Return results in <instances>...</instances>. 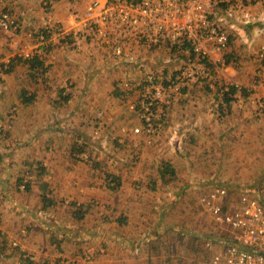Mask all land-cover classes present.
I'll list each match as a JSON object with an SVG mask.
<instances>
[{
	"label": "rangeland",
	"instance_id": "1",
	"mask_svg": "<svg viewBox=\"0 0 264 264\" xmlns=\"http://www.w3.org/2000/svg\"><path fill=\"white\" fill-rule=\"evenodd\" d=\"M11 1L8 5L12 6L0 7V15L8 16L6 25L0 23V33H9L5 34L9 37L20 34L23 30L24 33H29L30 39H36L39 29L44 26L38 28L36 23L26 22L23 23L24 29L19 28L21 23L17 22L15 12H24V6L29 5L22 4L24 0ZM76 1L84 5L82 18L74 17L79 22L76 26L78 28H70L65 33L53 22L47 32L53 37L58 34L56 30L65 33L60 34V37L70 35L74 50H79L83 44L91 45L92 53L97 52L99 58L108 66L121 71L120 78L107 80L105 84L103 82V86L107 88L104 100L111 104L112 111L117 107L124 110L126 118L118 125L116 112L111 115L112 111H99L96 115L101 123H91L87 131L91 139L100 140V148L109 155L121 150L120 133L125 134L126 141H130L125 145L127 148L135 143L133 135L139 137L133 152L138 149L140 154L145 152L152 159L151 167L146 169L137 188L141 198L145 199V206L149 207L145 208L147 213L139 221L133 213L136 210L129 206V202H117L121 196L119 191H105L101 205L94 202L77 204L72 201L66 204L53 203L52 197H46L44 192V196L40 195L42 206H54L48 209V214H42L40 218L54 222L53 226H72L75 230L84 231L86 235L80 234V238H74L53 226L51 229L38 227L33 230L26 221H22L19 235L13 233L9 236L7 231L1 229L0 216V244L5 242L7 248L21 250L17 240L21 241L22 237L26 241L30 240L28 247L22 249L25 253H31L32 258L31 254L22 255L23 251L19 254L29 257L35 264H183V261L206 264L212 251L206 248L205 241L224 244L228 242V238L225 225H216L200 208L203 195L210 188L221 186L226 188L231 201L245 193L264 203V93L254 98L259 105L248 99L247 107L250 111L241 112L245 107L242 98L247 97L245 94L251 91L248 89H255L251 85L264 83V31L259 33V57L253 61L254 64L250 61L245 68L247 56L228 51L234 36L215 12L235 10L240 21L248 22L252 18L248 7L258 4L260 20L264 21V0H239V3L237 0H218L212 13L208 12L207 20L211 26L207 27L203 38L198 31L201 47L208 49L213 45L215 36L213 39L208 38L212 27L223 31L227 38L226 47L220 54L224 64L199 59L188 42L171 40L174 38L169 37V27L163 32H153L151 38L147 37L149 41H140L133 51V59L126 60L114 52L113 39L100 42L99 34L95 31L102 27L101 19L90 18L100 12L101 5L107 0ZM93 1L97 3L93 9L95 14L89 11ZM39 2L42 12L52 18L53 1ZM111 16L116 18L114 13ZM141 17L148 18L142 14ZM151 18L155 22L166 19L162 15L153 14ZM179 18L182 17H176ZM126 25H129L128 19ZM44 34L41 32L42 36L39 37L46 40ZM21 55L24 56V53ZM143 55L146 56V62ZM252 55L254 54L250 56ZM231 61H234V65L230 64ZM8 62L9 60L3 61L0 57V72L8 67ZM230 66L234 67L235 72ZM148 74L152 76L151 81L147 80ZM233 77H237L234 79L236 82ZM243 78L247 80L243 81ZM96 84L101 86L102 82L95 81ZM230 86L238 89L229 95V103H225L223 93L229 91ZM156 87L163 88L164 91L157 94L154 89ZM11 90V97H2L0 92V139H7V134L12 131L9 117L2 114L3 109L15 102L13 89ZM239 100H242L241 107H237L241 103ZM177 105L212 107L213 111H207L208 115L213 114L209 118L211 126L205 128L189 125L179 133L180 139L174 145L179 153H175L174 148L163 152L159 144L153 143L161 139L162 130H165L168 117L165 109ZM100 106L104 109L108 107L107 103H101ZM105 119L107 121L102 122ZM146 119L150 123L148 132L144 130ZM135 128L139 131L135 132ZM143 143L153 145L149 150H144L141 147ZM175 155L177 159L172 160ZM165 165L171 167L172 176L164 171ZM39 168L38 166L36 169ZM104 168L106 182L115 186L118 182L115 166L108 165L107 160L104 161ZM40 171L45 172L41 169ZM21 178L25 177L16 176V179ZM22 179L18 187L24 191L29 190L28 181ZM122 196L125 198L127 194L122 193ZM130 204H133L132 201ZM77 206L84 210L78 213L79 219L74 217L73 212L78 209ZM29 235L30 239H27ZM32 241L36 242L34 252L29 251ZM0 264L8 263L0 258Z\"/></svg>",
	"mask_w": 264,
	"mask_h": 264
},
{
	"label": "crops",
	"instance_id": "2",
	"mask_svg": "<svg viewBox=\"0 0 264 264\" xmlns=\"http://www.w3.org/2000/svg\"><path fill=\"white\" fill-rule=\"evenodd\" d=\"M52 1V18L42 12L39 0H24L22 4L29 6H24V12H15L21 29H24L23 23L26 22L36 23L38 28L44 26L39 29L40 33L36 39H30L29 33L26 34L23 30L20 34L9 37L5 35L9 33H0V57L3 61H10L13 57L16 59L35 55L45 67L44 71L34 69L35 72L30 74L28 64L23 65L22 62L12 60L10 71L0 72L1 96L11 97L13 89L15 101L3 109L2 114H6L12 123V131L7 134V139L5 137L0 139L1 229L7 231L9 236L13 233L19 235L22 221H26L33 230H37L38 227L51 229L55 224L49 219L44 221L40 218L42 214H48V209L54 206H42L40 195L44 196V192L46 197H52L53 203L66 204L72 201L77 204L94 202L101 205L105 191H119L121 196L117 202H129V206L136 210L133 213L139 221L147 213L145 208L149 207L145 206V199L141 198L137 188L140 178L144 176L146 169L151 167L152 159L147 157L145 152L140 154L138 149L133 152L139 137L133 135L135 143L127 148L125 145L130 141H126L125 134L120 133L119 141L122 148L118 153L109 155L100 148V140L91 139L87 131L91 123H101L96 112L112 111L111 104L104 100L107 88L103 86V82L105 84L107 80L120 78L122 73L115 67L108 66L99 58L97 52L92 53L91 45L83 44L79 50H74L70 35L60 37V34H65L70 28H78L76 26L79 22L74 17L82 18L84 5L75 0ZM237 1L239 3V0ZM11 2L0 0V7L12 6L8 5ZM258 8V4L248 7L252 16L248 22L240 21L235 10L215 12L220 15L219 20L224 22L234 36L233 44L228 46V51L247 56L245 68L250 61L254 64L253 61L259 57L258 40L259 33L264 31V21L260 20ZM53 22H56L65 33L56 30L58 34L51 36L47 28ZM41 32L45 33L46 40L39 37L42 36ZM22 52L24 56L21 55ZM251 54H254L253 58ZM145 58L143 55L146 62ZM230 64L234 65V61ZM230 68L235 72L233 66ZM235 78L237 77L232 79ZM246 80L247 78H243V81ZM95 81L102 82L101 86L95 85ZM263 84H252V88L255 89H248L251 91L245 94L247 97L242 98L244 105L242 100H239L241 103L237 107L249 106L248 99L259 105L254 98L264 93ZM22 93L24 96L33 95V98L30 102L22 103L20 100ZM101 103H107L108 107L102 108ZM245 107L241 112L250 111ZM165 110L168 116L165 130H162L161 139L153 143L159 144L163 152H169L170 148H174L175 153H179L174 145L180 139L179 133L189 125L205 128L211 126L209 118L211 119L213 114L208 115L207 111H213L212 107L177 105ZM114 112L119 119L116 124L121 125L126 118V112L118 107L111 115ZM106 121L107 119L102 122ZM153 144L143 143L141 147L149 150ZM176 155L172 160L177 159ZM107 160L108 165L115 166L118 181L115 186H111L105 180L104 161ZM37 165L40 167L39 170L36 169ZM16 176L25 177L23 179L28 181L29 190L24 191L18 187L22 178L16 179ZM122 193L127 194V198H124ZM130 201L133 204H130ZM53 227L74 238H80V234L86 235L84 231L75 230L72 226ZM26 238L30 239V235ZM28 241L23 237L21 241L17 240L21 250L7 248L5 242L0 244L2 261L20 264L21 251L24 256L31 254L25 253L24 250L28 247ZM32 243L29 251L34 252L36 242ZM32 256L31 254L30 258Z\"/></svg>",
	"mask_w": 264,
	"mask_h": 264
},
{
	"label": "built area",
	"instance_id": "3",
	"mask_svg": "<svg viewBox=\"0 0 264 264\" xmlns=\"http://www.w3.org/2000/svg\"><path fill=\"white\" fill-rule=\"evenodd\" d=\"M217 1L107 0L101 5L100 12L90 18L101 19L103 25L95 31L99 34L100 42L105 43L113 39L114 52L126 60L133 59V51L140 41H149L148 38H151L153 32L156 30L163 32L169 27L171 28H168L169 37L174 38L171 40L179 39V43L188 42L199 59L224 64L220 54L226 47L227 38L223 31L216 27L210 29L208 38L213 39L215 36V41L208 49H202L198 34L199 31L203 38V33L211 26L207 16L208 12L212 13ZM96 6L95 1L90 4L89 11H93L92 14H95L93 9ZM113 13L117 20L112 18ZM141 14L148 18L144 19ZM152 14L162 15L166 19L155 22L151 18ZM127 19L129 25H126ZM7 21L8 16L1 14L0 23L4 26ZM146 77L148 81L152 80L151 75L148 74ZM160 86L163 87L162 84ZM154 89L157 94L164 91L160 87ZM144 124V130L148 132L150 123L147 119ZM134 130L139 131L138 128ZM200 208L216 225L221 227L225 225L224 230L228 238V242L224 244L205 241L206 248L212 251L206 264H264V203L245 193L239 194L237 200L231 201L226 188L215 186L203 195Z\"/></svg>",
	"mask_w": 264,
	"mask_h": 264
},
{
	"label": "trees",
	"instance_id": "4",
	"mask_svg": "<svg viewBox=\"0 0 264 264\" xmlns=\"http://www.w3.org/2000/svg\"><path fill=\"white\" fill-rule=\"evenodd\" d=\"M13 60L10 59V61L7 63L8 67H6L4 69V72H9L10 69H11V61ZM16 60L19 61V62H22L24 64H28V68L30 70V74H32L33 72H35L34 69L36 70H39L40 71H44L45 70V67H43V64L41 61H39L38 57L35 56V55H32V56H29L27 58H21V57H16ZM227 62V61H226ZM238 88L234 87V86H230L229 87V91H226L223 93V102L225 103H229V101L231 100V97L229 95H232L234 94V92L237 90ZM244 93V92H243ZM33 98V95L31 96H24L23 93L21 95V102L22 103H26V102H30L31 99ZM64 100L66 99V97H63ZM171 167L169 165H165V167L163 168L164 171L168 172L171 176L173 175L172 174V170L170 169ZM112 178L114 180H116V177L115 176H112ZM25 189H27V184L25 183ZM78 209L73 211L74 212V217L79 219L80 217L77 216L79 212H83L84 210H80V206H77ZM20 264H35V262H33L32 260L29 259V257H22V255H20ZM186 262V264H190V263H187V261H183V264Z\"/></svg>",
	"mask_w": 264,
	"mask_h": 264
}]
</instances>
